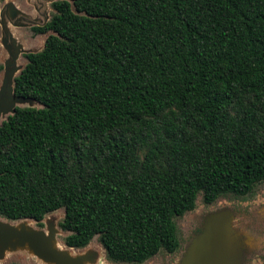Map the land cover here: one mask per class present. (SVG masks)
Instances as JSON below:
<instances>
[{
	"label": "trees",
	"instance_id": "1",
	"mask_svg": "<svg viewBox=\"0 0 264 264\" xmlns=\"http://www.w3.org/2000/svg\"><path fill=\"white\" fill-rule=\"evenodd\" d=\"M0 123V217L58 209L114 263L178 246L173 219L264 182V0H56Z\"/></svg>",
	"mask_w": 264,
	"mask_h": 264
},
{
	"label": "rangeland",
	"instance_id": "2",
	"mask_svg": "<svg viewBox=\"0 0 264 264\" xmlns=\"http://www.w3.org/2000/svg\"><path fill=\"white\" fill-rule=\"evenodd\" d=\"M53 1L56 0H0V123L11 114L14 107H38L34 102L14 99L10 90L11 81L24 66V55L41 50L44 39L51 34L50 32L34 34L31 28L41 26L49 20L53 14L50 8V3ZM263 189L264 185L256 186L252 194L247 195L248 200H254L255 203L262 201L260 197L264 194ZM235 200V195L227 194L218 197L211 204H204L201 200V194L198 193L193 209L173 219L178 242L177 248L170 254L159 251L141 264H179L191 240L197 238L205 227V218L221 209L230 208L237 212L239 205ZM218 218L210 217V220L216 221ZM61 219L62 210L58 209L45 215L40 225L29 220L10 222L0 218V222L12 227L24 226L31 230H42L46 235H51L53 242L61 248H65L63 245L65 233L58 228ZM226 225L232 229V220L230 222L228 220ZM72 255L80 258V264H126L109 261L98 244L96 236L85 247L72 249ZM0 264L48 263L33 256L27 247H21L0 251Z\"/></svg>",
	"mask_w": 264,
	"mask_h": 264
},
{
	"label": "water",
	"instance_id": "3",
	"mask_svg": "<svg viewBox=\"0 0 264 264\" xmlns=\"http://www.w3.org/2000/svg\"><path fill=\"white\" fill-rule=\"evenodd\" d=\"M10 90L12 92V81ZM12 97L16 100L19 99L13 95ZM12 112L13 109L11 110V114ZM210 217L219 218L216 221L213 219L211 221ZM210 217L207 216L205 218V227L197 238L191 240L179 264H237L240 262L239 253L242 245L238 240L234 228L231 229L226 225L228 220L229 222L232 220V209L227 208L225 210L215 211ZM54 243L51 235H46L42 230H31L24 226L12 227L0 222L1 252L7 249L27 247L33 256L48 264L81 263L79 257L72 255V248L65 247L60 249L55 247Z\"/></svg>",
	"mask_w": 264,
	"mask_h": 264
},
{
	"label": "flooded vegetation",
	"instance_id": "4",
	"mask_svg": "<svg viewBox=\"0 0 264 264\" xmlns=\"http://www.w3.org/2000/svg\"><path fill=\"white\" fill-rule=\"evenodd\" d=\"M258 185L263 186L264 182L257 183L244 195L235 196L239 208L237 212L232 209L233 228L242 245L239 253L240 264H264V194L260 197L262 201L257 203L248 200V196Z\"/></svg>",
	"mask_w": 264,
	"mask_h": 264
},
{
	"label": "bare ground",
	"instance_id": "5",
	"mask_svg": "<svg viewBox=\"0 0 264 264\" xmlns=\"http://www.w3.org/2000/svg\"><path fill=\"white\" fill-rule=\"evenodd\" d=\"M54 246L57 247V248L62 249L58 244H55V243H54Z\"/></svg>",
	"mask_w": 264,
	"mask_h": 264
}]
</instances>
